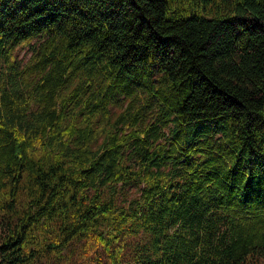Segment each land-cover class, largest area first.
<instances>
[{"label":"trees","instance_id":"obj_1","mask_svg":"<svg viewBox=\"0 0 264 264\" xmlns=\"http://www.w3.org/2000/svg\"><path fill=\"white\" fill-rule=\"evenodd\" d=\"M260 262L264 0H0V264Z\"/></svg>","mask_w":264,"mask_h":264},{"label":"rangeland","instance_id":"obj_2","mask_svg":"<svg viewBox=\"0 0 264 264\" xmlns=\"http://www.w3.org/2000/svg\"><path fill=\"white\" fill-rule=\"evenodd\" d=\"M30 52H31V47L28 44L20 46L17 48V58L23 63L28 58ZM114 110H117V108H115ZM128 190L129 191H126L127 198H130L131 196L136 194L134 192V188L130 187ZM129 242L130 243L135 242V239L131 238ZM68 250H66V252ZM66 252H65V259H70L71 261H76L80 259L87 260V261H93L92 252L90 250L89 251L86 250L85 245L82 241H79V242L75 241L73 243V245L71 246V253L69 254V256ZM258 264H263V263L260 262Z\"/></svg>","mask_w":264,"mask_h":264}]
</instances>
